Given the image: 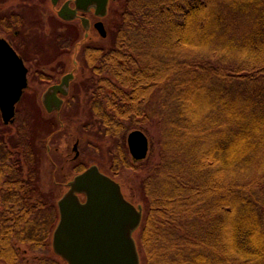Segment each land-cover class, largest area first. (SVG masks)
<instances>
[{"label": "trees", "instance_id": "trees-1", "mask_svg": "<svg viewBox=\"0 0 264 264\" xmlns=\"http://www.w3.org/2000/svg\"><path fill=\"white\" fill-rule=\"evenodd\" d=\"M13 19L0 17V30ZM115 29L83 59L93 127L113 142L109 172L140 174V261L264 264V0H124ZM146 126L157 159L133 165L124 140L137 129L153 139ZM49 131L0 122L4 264H20L22 247H51L57 201L41 191L38 144Z\"/></svg>", "mask_w": 264, "mask_h": 264}, {"label": "rangeland", "instance_id": "rangeland-1", "mask_svg": "<svg viewBox=\"0 0 264 264\" xmlns=\"http://www.w3.org/2000/svg\"><path fill=\"white\" fill-rule=\"evenodd\" d=\"M17 2L8 1L0 5V17L11 18L12 15H16L19 18L18 25L12 26L7 32L0 30V35L7 37L15 46L19 45L20 51L15 50L27 58V66L30 69L28 88L17 105L15 121L21 123L24 117L30 119L32 127L38 130L39 138L46 136L49 130L54 131L51 140L48 141L49 136L44 144H41L42 141L38 142L43 151L39 174L41 191L51 202L55 199L58 201L68 190V183L76 175L77 168L96 165L101 167V172L122 185V193L129 202L134 206L143 207L139 188L140 174L132 169H123L113 178V174L109 172V152L113 142L101 136L93 127L94 119L89 110L92 93L91 74L82 53L85 45L101 46L106 49L111 46L124 0L109 1L108 13L104 19L106 28L104 39L93 29L83 30L78 22H60L56 16L57 8L50 3V0H30L28 4ZM14 31H19L21 34L17 40L13 37ZM67 71L75 74L70 95L60 110L47 113L40 99L42 92L49 85L45 78L50 77L53 82H57L61 74ZM41 76L44 77L40 78ZM0 122L2 123L1 117ZM146 127L153 136V139L149 138V134L143 132L149 142L147 156L156 160V127ZM12 131L14 132V129ZM126 137L124 144L127 148ZM75 144L77 159L74 158L73 151ZM130 159L133 165L139 164L131 157ZM51 160H54L57 166L53 167ZM137 237L138 234L134 232V240H137ZM21 250L24 252L19 258L20 264H66L53 253L51 247L25 246Z\"/></svg>", "mask_w": 264, "mask_h": 264}, {"label": "water", "instance_id": "water-1", "mask_svg": "<svg viewBox=\"0 0 264 264\" xmlns=\"http://www.w3.org/2000/svg\"><path fill=\"white\" fill-rule=\"evenodd\" d=\"M59 0H51L55 6ZM75 9L66 2L57 12L71 20L77 11L95 7L103 17L108 0H75ZM86 27V22L83 21ZM102 37L106 36L101 22L95 24ZM71 74L61 83L49 87L42 97L47 113L59 110L62 100L57 94H67ZM27 87V68L9 43L0 37V117L4 125L13 123L15 106ZM126 144L131 158L144 160L149 151L147 136L141 130L127 134ZM77 145L73 147L75 158ZM83 197V199L81 198ZM58 222L53 230L51 246L55 255L66 264H140L133 233L140 226L142 207L125 199L120 185L91 165L75 175L68 190L57 201Z\"/></svg>", "mask_w": 264, "mask_h": 264}, {"label": "flooded vegetation", "instance_id": "flooded-vegetation-1", "mask_svg": "<svg viewBox=\"0 0 264 264\" xmlns=\"http://www.w3.org/2000/svg\"><path fill=\"white\" fill-rule=\"evenodd\" d=\"M15 1H18L17 3H22V4H28L27 2L28 1H30V0H15ZM109 1L110 0H108V5H109ZM10 2H12V1H10ZM66 2H68V7L70 8V9H75V0H59L58 1V3L54 6V7H56L57 9H56V16H57V18H58V20L60 21V22H62V23H74V22H78L79 23V25H80V27L83 29V30H91V29H93L97 34H98V36H100L102 39H104L105 37H102L100 34H99V32H98V30L95 28V24L96 23H99V22H101L102 24H103V27H104V29H105V32H106V28H105V23H104V19L106 18V16H107V13L103 16V17H101V16H99L97 13H96V9H95V7H87V9L86 10H83V11H77L76 12V14H75V16L71 19V20H64V19H61L58 15H57V12H58V10L66 3ZM50 3H51V0H50ZM60 3V4H59ZM108 5H107V9H108ZM15 15V14H14ZM12 17H14V19H13V24L14 25H18L19 24V18L15 15V16H13L12 15ZM83 21H85L86 22V27H84V23H83ZM14 25H10L9 27H8V30L7 31H10L11 29H12V26H14ZM7 31H5V32H7ZM9 33V32H8ZM26 34V33H25ZM88 34H89V32H88ZM19 35H21L20 33H19V31H14L13 32V37H14V39H16L17 40V38H18V36ZM26 36H28V35H26ZM3 37V36H2ZM8 43H9V45L13 48V50L16 52V54L20 57V59L23 61V63H24V65H25V67L27 68V87L25 88V90L23 91V94H22V96L24 95V93L26 92V90H27V88H28V78H29V73H30V69H29V67L27 66V58H25L24 56H21L15 49H17L18 51H20V49H19V45H14V43L12 42V41H10L9 39H7V37H3ZM18 46V47H17ZM88 49H94V50H99V49H104L103 47H101V46H90V45H85V47L83 48V51L85 52L86 50H88ZM83 51H82V53H83ZM87 65V64H86ZM87 67V66H86ZM88 68V67H87ZM68 74H71L72 75V78H71V80H70V82H69V86H68V90H67V94L66 95H62V94H60V93H58L57 94V97L59 98V99H61L62 100V105H61V108L63 107V105L65 104V100H66V98H68L69 97V95H70V90H71V84H72V82L74 81V79H75V74L73 73V72H69V71H67V72H64L63 74H61V76H60V78H59V80L57 81V82H53L52 81V79H50V77H46L45 78V80L47 81V83H49V85L46 87V89L42 92V94H41V105L43 106V103H42V97H43V95H44V93L47 91V89L49 88V87H52V86H55V85H58V84H60L61 83V79L65 76V75H68ZM40 76V75H39ZM42 77H44V76H41L40 78H42ZM39 78V79H40ZM72 95V94H71ZM22 96H21V98H22ZM21 101V99L19 100V102ZM19 102L16 104V108H17V105L19 104ZM43 108H44V106H43ZM60 108V109H61ZM59 109V110H60ZM45 110V109H44ZM54 111H58V110H53V112ZM52 113V112H51ZM75 158V157H74ZM77 158V157H76ZM0 264H4L3 262H0Z\"/></svg>", "mask_w": 264, "mask_h": 264}]
</instances>
